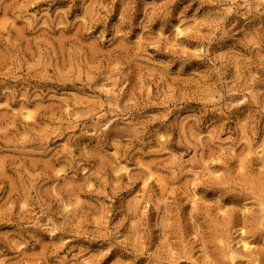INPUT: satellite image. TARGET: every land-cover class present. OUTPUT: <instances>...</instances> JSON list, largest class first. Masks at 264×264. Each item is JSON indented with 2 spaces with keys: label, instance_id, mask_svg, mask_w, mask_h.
<instances>
[{
  "label": "rangeland",
  "instance_id": "1",
  "mask_svg": "<svg viewBox=\"0 0 264 264\" xmlns=\"http://www.w3.org/2000/svg\"><path fill=\"white\" fill-rule=\"evenodd\" d=\"M0 264H264V0H0Z\"/></svg>",
  "mask_w": 264,
  "mask_h": 264
}]
</instances>
